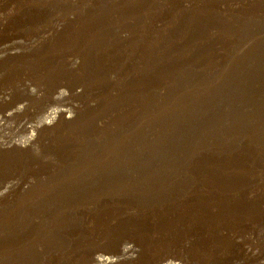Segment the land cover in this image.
<instances>
[{"label":"bare ground","instance_id":"bare-ground-1","mask_svg":"<svg viewBox=\"0 0 264 264\" xmlns=\"http://www.w3.org/2000/svg\"><path fill=\"white\" fill-rule=\"evenodd\" d=\"M91 1L83 21L58 17L72 3L0 0V97L115 93L0 117L25 134L0 158V264H69L100 238L122 250L86 264H139L160 242L182 255L158 264H264V0L228 16L217 0ZM152 3L172 19L136 39Z\"/></svg>","mask_w":264,"mask_h":264},{"label":"rangeland","instance_id":"rangeland-1","mask_svg":"<svg viewBox=\"0 0 264 264\" xmlns=\"http://www.w3.org/2000/svg\"><path fill=\"white\" fill-rule=\"evenodd\" d=\"M47 2L49 0H27V2ZM67 1V2H66ZM124 1V0H123ZM128 1V0H125ZM219 1V8L223 11L222 13H225L227 16L229 14H236L237 11H244L248 10V7H250V3L254 4V0H217ZM58 2L64 3L65 6L68 5V3H72L71 6H67L66 8H62L58 11V17H64L63 15H68L70 12H77V16L82 15L83 21H87L90 18L93 17L95 11L90 12H83V7L90 6H96L99 1L92 2L91 0H58ZM154 2V1H153ZM183 3V5L191 6L192 9H195L196 7H199L198 0H177L173 3L174 6L177 8V6ZM92 4V5H91ZM98 6V5H97ZM152 3L151 9L145 8L143 11V17L140 20L138 25L133 26L131 29L128 30L131 31V35L135 36L136 39L143 36L145 27L148 26V28H153V25L157 24L159 27H163L168 25V23L172 19V14H165L163 15V12H160L158 8L154 7ZM200 8V7H199ZM197 9V8H196ZM66 10V11H65ZM78 10V11H77ZM122 19L120 18V23L117 22V24L120 26L125 22L127 19H131L133 17L127 15H121ZM147 17V18H146ZM45 24L49 23L48 19L44 20ZM46 24V25H47ZM214 34L217 36L223 37L225 35V32L222 28L213 29ZM227 31L226 29H224ZM152 35H156V32H152ZM149 41V39H146V42ZM112 87V86H111ZM104 88V89H103ZM99 92H96L93 90H89L85 94H80V91H77L76 93H66L64 95H59L56 90H54L53 84L49 83L44 87V91L42 93L37 94L33 90L24 89L21 87L15 88L11 93L8 95H3L0 97V117L5 114L6 112L10 111L14 106L25 103L29 104L30 106L26 110L19 111L17 114L13 115L8 121L9 124H11V127H16L19 122L23 120H29L34 117L35 112L38 108L41 107H55L60 106L69 102H78L79 100H86V99H97L101 98L102 103L104 106L115 97L114 92H110L111 88L105 86L103 87ZM45 92V93H43ZM96 92V93H95ZM98 93V94H97ZM1 95V94H0ZM106 111V110H104ZM103 111V112H104ZM102 112V114H103ZM12 120V121H11ZM6 123V126L3 129H0V158H4L7 156L9 151L11 150L8 142L10 141L11 135L12 137H17L15 139L22 140L24 135L22 132L14 130L10 127V125ZM7 127V128H6ZM11 130H8V129ZM11 131V132H10ZM10 133V134H9ZM16 134V135H15ZM9 149V150H8ZM5 152V153H4ZM7 184V180L0 176V205L4 204V198L9 194L8 191L6 193L5 187ZM3 193V196L1 195ZM5 193V194H4ZM7 194V195H6ZM5 195V196H4ZM3 200V201H2ZM2 203V204H1ZM89 224H87L88 226ZM91 230V226L88 227ZM121 243V244H120ZM116 242L111 241L109 239H97L95 240L92 245L81 255H79L77 258L72 259L71 263L69 264H86L87 257L92 254V251L96 248H99L100 250H106L109 252L119 253L122 249L123 242ZM120 247V248H119ZM147 255L148 259L146 258L139 264H158L160 261V258L163 256H179L182 255V249L178 246H171L169 244H166L165 242H160L157 244H153L150 246H147ZM76 259V260H75ZM126 259L123 260L125 262ZM128 261V260H126ZM25 264H33V263H25Z\"/></svg>","mask_w":264,"mask_h":264}]
</instances>
